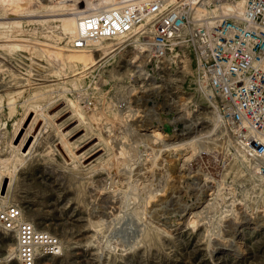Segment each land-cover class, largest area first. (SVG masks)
<instances>
[{"label": "rangeland", "instance_id": "rangeland-1", "mask_svg": "<svg viewBox=\"0 0 264 264\" xmlns=\"http://www.w3.org/2000/svg\"><path fill=\"white\" fill-rule=\"evenodd\" d=\"M27 1L18 4H24L20 7L23 11L46 12L40 0ZM74 1L59 3L56 12L67 11L70 2L80 5L79 0ZM80 1L83 6L85 0ZM5 3H0V21L5 22L0 24V39L25 43L18 49L0 47V157L8 158L4 172L13 182L7 203L20 204L37 228L55 234L62 243L61 254L45 256L39 264H264V219H259L264 214V179L240 157L232 137H225V129L217 130L213 136L218 142L208 145L210 156L204 155L210 174L208 168L203 170L199 165L190 169L192 159L184 164L176 161L181 152L161 155L158 166H153L149 153L147 161L145 153L138 157L135 152L138 132L150 134L155 124L167 128L171 103L177 102L181 113L199 121L201 132L214 127L213 109L196 85L195 59L189 44L178 42L162 61L148 62L140 49L145 46L135 36L107 39L103 45L107 41H112L113 47L122 45L110 53H106L109 49L95 51L99 62L77 79L73 75L76 67L72 69L55 56L68 40L61 22L32 23L22 17L19 26L7 23L16 7L11 1ZM139 65L142 74L134 72ZM154 86H158L159 97L148 104L155 93L149 90L148 96L141 91ZM35 109L47 110L57 128L50 135L43 128L34 141L41 121L31 132L27 149L35 143L26 156L16 146L29 131ZM149 110L154 121L148 126H139L141 121L131 116L134 112L148 114ZM59 133L65 136L67 146L61 144ZM76 154L77 158L73 156ZM135 161L142 162H137L138 166ZM143 166H148L147 183L141 178ZM207 175L216 182L212 191H203L204 177L211 179ZM211 197H217L213 207L208 206ZM108 206L116 208L114 218L91 213ZM154 207L168 217L158 220ZM180 207L185 212H180ZM174 213L183 214L182 218L172 217ZM231 239L236 245H230ZM15 244V236L0 226V264H20L9 249L13 246L15 250Z\"/></svg>", "mask_w": 264, "mask_h": 264}, {"label": "built area", "instance_id": "built-area-1", "mask_svg": "<svg viewBox=\"0 0 264 264\" xmlns=\"http://www.w3.org/2000/svg\"><path fill=\"white\" fill-rule=\"evenodd\" d=\"M86 2L95 5L89 10ZM85 3L79 8L86 12L79 20V32L70 41L74 49L135 36L143 42L148 62H158L176 43L187 42L195 59L198 90L220 127L231 133L234 149L264 179V0ZM204 165L210 174V163ZM0 226L15 236L14 253L20 264H39L45 256L62 252L59 237L37 228L16 202L0 204Z\"/></svg>", "mask_w": 264, "mask_h": 264}, {"label": "bare ground", "instance_id": "bare-ground-1", "mask_svg": "<svg viewBox=\"0 0 264 264\" xmlns=\"http://www.w3.org/2000/svg\"><path fill=\"white\" fill-rule=\"evenodd\" d=\"M1 2H3V1H5L6 3L7 2H12V4L14 3V6L16 7L14 10H12V12L14 11V14L13 15H11V16H9V17H12L13 19L12 20H9V21H7V23H12V24H17V26H19L21 23H22V17H26V18H28V19H26V21L27 22H36V21H43V20H49V21H53V20H55V21H57V20H59L60 22H61V27H62V30H63V32L65 33L64 35H67L68 36V40H66L67 42H66V45L64 46V48H61L60 50L58 49L57 51H56V54H55V56L57 57L56 59H60V58H62L65 62H66V64H67V66H70L71 68L72 67H76L73 71H75V73L73 72V75H76V76H78V78L77 79H82V77L81 76H84L86 73H88V72H86L88 69H90V68H92L97 62H99L98 60H100V59H98L97 60V57H95V51L97 52V51H101V50H103V51H107L108 49H109V51H107L106 53H110V52H112L114 49H116V48H118V47H120L122 44H116L117 46H115V47H113L115 44H113L112 45V41H107L106 43H104V45H103V43H102V41H105V40H100V41H98V42H96L94 45H97V47H95V50H91V49H74V48H68V46L70 45V41H71V39H73L76 35H77V33L79 32V27H80V22H79V20L82 18V16L86 13L84 10H80L79 8L81 7L80 5H82V2H78V3H80V5H78V6H76V4H70L69 3V8H68V10L67 9H65V10H67V11H63V12H56V11H58V4L59 3H62V2H64V1H66V0H40L39 1V3H41L42 5L41 6H45V8H46V12H44V11H41V10H29V9H27V10H22V8L20 9V7L21 6H23V5H18L19 4V2L20 1H22V0H0ZM27 0H25V2H26ZM37 1V0H36ZM73 1V0H72ZM76 1V0H75ZM75 1H74V3H75ZM78 1V0H77ZM84 1V0H83ZM106 2H109V0H105ZM0 2V3H1ZM24 2V1H23ZM27 2H29V1H27ZM31 3H32V1H30ZM29 2V3H30ZM35 2V1H34ZM69 2V1H68ZM5 3V4H6ZM64 3H67V2H64ZM87 6H88V8L87 9H92L93 7H94V5L95 4H93L92 2H86L85 3ZM7 5V4H6ZM10 5H11V3H10ZM27 5H30V4H27ZM26 4H25V6H27ZM65 5H67V4H65ZM64 5V6H65ZM2 6V5H1ZM31 6V5H30ZM62 6V5H61ZM61 6H59V7H61ZM6 7V6H5ZM2 8V7H1ZM4 8V7H3ZM2 8V9H3ZM29 8V7H28ZM44 8V9H45ZM10 9H11V7H10ZM20 9V10H19ZM43 9V8H42ZM63 9V8H62ZM61 9V10H62ZM16 10V11H15ZM1 11V10H0ZM4 11V10H3ZM18 11V14H16L15 12H17ZM10 12H11V10H10ZM43 12V13H42ZM1 13V12H0ZM10 14V13H9ZM8 14V15H9ZM58 15H60V16H58ZM7 16V15H6ZM34 16L36 17H45V16H50V18L48 17V18H41V19H33L34 18ZM57 16V17H56ZM29 17H31V18H29ZM33 17V18H32ZM7 18V17H6ZM48 21V22H49ZM2 23H5V22H3V21H0V24H2ZM59 23V22H58ZM31 24V23H30ZM16 26V27H17ZM1 27V26H0ZM11 27H12V25H11ZM10 29H13V28H10ZM3 31V30H2ZM8 32V31H7ZM13 33V32H12ZM60 36V35H59ZM64 37V36H63ZM130 37V36H129ZM136 38V37H135ZM113 40H114V38H112ZM116 40V39H115ZM181 42V41H180ZM180 42L178 43V45L180 44ZM183 42V41H182ZM120 43H122V42H120ZM139 43V42H138ZM25 44V43H24ZM24 44H21V43H19V42H9V40H1L0 39V47H11V48H15V49H18V48H21V47H23V46H25ZM177 44V43H176ZM175 44V45H176ZM181 45V44H180ZM141 49V48H140ZM123 50V49H122ZM43 51V50H42ZM120 53V52H119ZM109 55V54H108ZM114 56V55H113ZM102 59H104V58H102ZM113 60V59H112ZM102 61V60H101ZM104 63V62H103ZM102 63V64H103ZM82 68L81 70L79 69V70H77L78 68ZM96 67H98V66H96ZM139 68L137 69V70H135L134 72H141V74H142V72L143 71H141V65H139L138 66ZM73 69V68H72ZM77 71V72H76ZM134 75V74H133ZM75 76V77H76ZM142 76V75H141ZM73 77V76H72ZM75 77H73V78H75ZM104 80V79H103ZM81 81H83V80H81ZM72 83V82H71ZM41 84V83H40ZM157 88H158V86H156ZM155 86L154 87H151V88H143V90L141 91L142 93H148V91L149 90H152V92L151 93H155V97H149L148 98V104H153V102H155V100L157 99V97H159L158 95V91L156 90L157 88H156ZM151 93H148V96L151 94ZM55 97V96H54ZM50 98V97H49ZM166 98V97H165ZM36 99V98H35ZM51 99V98H50ZM47 100V99H46ZM52 100H53V97H52ZM52 100H50V101H52ZM165 100H167V101H169V98H166ZM37 101V100H36ZM147 101V100H146ZM166 101V102H167ZM44 102V101H43ZM46 102V101H45ZM172 102V101H171ZM174 102V101H173ZM36 103V102H35ZM40 103V102H39ZM25 104V103H24ZM32 104V103H31ZM55 104V103H54ZM170 104V103H169ZM34 105V104H33ZM73 105V104H72ZM71 105V106H72ZM78 105V104H77ZM142 105V104H141ZM171 105H172V107H170V109L169 110H171L170 112H168V114H167V121H168V123L167 124H165V126L167 125V128L166 129H164V128H160V125L158 126V124H155V125H157V127H155V128H153V130H152V133H150V134H148V133H146V132H138L137 133V136H138V142H137V140H135L136 142H137V145L135 146L136 147V154L138 155V157L141 155H144V153H145V155L147 156V161H148V153H149V155H150V158L152 159V164L154 163V164H162V163H160V162H158L157 161V158H159L161 155H163V154H165V153H168V152H176V154L178 155V153L179 152H181L179 155L180 156H176V161L177 160H181L182 161V164H184L185 163V161H187V160H189V159H192V161H190V169L192 168V167H194V166H196V165H199V167L201 166V168L203 169H207L208 168V165H204L205 163L207 164V162L206 161H204V155H211L210 154V149H208V145H209V147H210V143H214L215 142V140L217 141V138L218 137H214L213 135H215L216 133H217V130H219V128H220V124H219V122H218V120H217V118H216V116H214L215 118H214V127L213 128H211L208 132H201V129H200V122L199 121H197L196 119H192V118H190L189 116H188V114L186 113V112H183V113H181V111H182V108H180V105H177V102H176V104L175 105H173V103H171ZM31 106V105H30ZM40 106H41V104H40ZM39 106V108L41 109V107ZM46 106V105H45ZM61 107V106H60ZM79 107V106H78ZM131 107V106H130ZM185 107V106H184ZM31 108V107H30ZM40 109H35V114L33 115H31V116H33L32 117V119H31V122H30V126H29V131L26 133V134H24V136H23V138L21 139V141H20V143L18 144V146H16L17 148H18V150L22 153V155H28L30 152H31V149H32V147L34 146L33 144L35 143V142H33L32 143V145L27 149V146H28V141H29V138H30V135H31V132L34 130V129H36L39 125H41V121H43V123H42V125H41V128L39 129V131H38V133L37 134H35V137L33 136V138H34V141H36V139L39 137V135L42 133V131H43V128H44V131L48 134V135H50V133H51V131H53L55 128H57L56 126H57V124H55V120L53 121V118L43 109V111H39ZM48 109V108H47ZM119 109V108H118ZM131 108H129V110H130ZM132 109H134V108H132ZM29 111V110H28ZM31 111H34V110H32L31 109ZM57 111V110H56ZM140 111V110H139ZM142 111H146V109H143ZM61 112H63L62 110H61ZM120 112V111H119ZM132 112H133V110H132ZM52 113V112H51ZM79 113V112H78ZM121 113V112H120ZM179 113V114H178ZM181 113V114H180ZM130 115V114H129ZM153 115V113H152V111L151 110H149L148 111V114H146V113H144V114H139L138 112H134L133 114H131V116H133V119H135L136 120V122L137 121H141V124H138L139 126H143V127H145V126H148L149 124H151V123H153V121L154 120H152L151 119V116ZM155 115V114H154ZM130 116V117H131ZM136 118H138L139 120H137ZM148 119H149V121H148ZM30 120V119H29ZM135 120H134V122H135ZM151 120V121H150ZM133 121V120H132ZM166 123V122H165ZM28 125V124H27ZM213 125V124H212ZM137 126V125H136ZM126 127V126H125ZM212 127V126H211ZM25 128V127H24ZM128 128V127H127ZM130 128V127H129ZM132 128V127H131ZM130 128V129H131ZM60 129V128H59ZM58 129V130H59ZM129 129V130H130ZM144 129H146V128H144ZM143 129V130H144ZM27 130H28V128H27ZM137 130V129H136ZM188 130L190 131V133H194V134H192V135H189V132H188ZM25 131V130H24ZM132 131V130H131ZM58 132H60V131H58ZM167 132V133H166ZM24 133V132H23ZM22 133V134H23ZM61 133V132H60ZM59 133V134H60ZM63 133V132H62ZM128 133H129V131H128ZM131 133V132H130ZM135 133V132H134ZM132 134V133H131ZM136 134V133H135ZM172 134V135H171ZM133 135V134H132ZM228 135V136H227ZM59 136V135H58ZM60 136H61V140H62V145H64V146H67V142H65L64 140H63V138L65 137V136H63V134H60ZM59 136V137H60ZM134 136V135H133ZM170 136V137H169ZM229 137L230 138V136H231V133L229 132V133H225V137ZM149 137V138H148ZM32 138V137H31ZM32 138V139H33ZM171 138V142L169 141L168 143H167V141H166V139H170ZM222 138V137H221ZM228 138V139H229ZM64 139H66V138H64ZM149 140V141H148ZM221 141V140H220ZM31 142V141H30ZM134 142V141H133ZM218 142V141H217ZM220 145V144H219ZM133 146H134V144H133ZM218 146V145H217ZM221 146V145H220ZM224 146V145H223ZM15 147V148H16ZM69 147H70V145H69ZM112 147V146H111ZM110 147V148H111ZM211 147H212V145H211ZM65 147H63V149H64ZM102 148V147H101ZM131 148V147H130ZM62 149V148H61ZM212 149V148H211ZM17 150V149H16ZM65 150V149H64ZM135 150V149H134ZM134 150H132V152L134 151ZM215 150V149H214ZM74 150H72V152H73ZM149 151V152H148ZM64 153H65V151H64ZM75 153V152H74ZM73 153V154H74ZM66 154V153H65ZM133 154H135V153H133ZM14 155V154H13ZM17 155V154H16ZM15 155V156H16ZM19 155H21L20 153H19ZM67 155V154H66ZM30 156V155H29ZM74 157H76L77 158V154H76V156L75 155H73ZM136 157V156H135ZM134 157V158H135ZM145 157V156H144ZM206 157H208V156H206ZM21 158V157H20ZM141 158V157H140ZM140 158H139V160H140ZM7 159L8 158H1L0 157V192H1V189L3 188V186H6V189H5V192H2V193H0V204H2V203H7V198H8V196H9V193H10V191H11V189H12V186H13V182H12V177L11 178H8V174L7 173H5L6 171V169H4V167L6 166V164L5 163H7L6 161H7ZM18 159V158H17ZM26 159V158H25ZM145 159V158H144ZM143 159V160H144ZM146 159H145V161H146ZM208 159H210V158H208ZM243 159V158H242ZM142 160V161H143ZM160 160V159H159ZM17 161H19V159L17 160ZM141 161V162H142ZM23 162V161H22ZM25 162V161H24ZM75 162V161H74ZM131 162V161H130ZM136 162V161H135ZM138 162V161H137ZM137 162H136V164H137ZM141 162H138V163H141ZM134 163V162H133ZM135 164V165H136ZM154 164H153V166H154ZM114 165V164H113ZM116 165V164H115ZM129 165V164H128ZM138 165V164H137ZM144 166H145V164H143ZM155 165V167H157ZM133 166L134 165H132V169H133ZM138 166H140V165H138ZM143 166V167H144ZM149 167H151V166H149ZM154 167V168H155ZM7 168V167H6ZM9 168V167H8ZM120 168V167H119ZM136 168H137V166H136ZM103 169V168H102ZM130 169H131V166H130ZM143 169H145L144 170V172L141 174V178L143 179V181H145L146 183L148 182V166H146V167H144ZM203 169V170H204ZM120 170H121V168H120ZM123 170V169H122ZM154 170V169H153ZM5 171V172H4ZM125 171H126V168H125ZM128 172H131L132 173V171H128ZM110 173V172H109ZM122 173H124L125 174V172H122ZM141 173V171L139 172V173H137V174H140ZM205 173V172H204ZM154 174V173H153ZM203 174V173H202ZM127 175H129V173L127 174ZM134 175H136V174H134ZM123 176H125V175H123ZM138 176V177H139ZM207 176H209V175H207ZM10 177V176H9ZM119 177V176H118ZM129 177V176H128ZM210 177V176H209ZM103 178V177H102ZM132 177H130L129 179H131ZM135 178V177H134ZM137 178V177H136ZM155 178V177H154ZM153 178V179H154ZM211 179H212V176L210 177ZM8 179H9V181H8ZM125 179H127V178H125ZM156 179V178H155ZM209 179L208 177H204V179H203V185H202V187H204V190L203 191H207V190H213V188H214V185L216 184V182H214L213 180H215V179ZM128 180V179H127ZM152 180V179H151ZM153 181V180H152ZM152 181H150L151 182V184H152ZM156 181V180H155ZM159 181V180H158ZM157 181V182H158ZM200 181V180H199ZM125 182V181H124ZM119 183H121V181L119 182ZM126 183V182H125ZM125 183H124V185H125ZM138 183H140L139 181H138ZM144 183V182H143ZM117 184V183H116ZM133 184V183H132ZM134 184H136V183H134ZM196 184H199L198 182H196ZM123 185V186H124ZM129 185H131V182L129 183ZM153 185V184H152ZM155 185V184H154ZM153 185V186H154ZM201 185V184H200ZM117 186H119V185H117ZM121 186V185H120ZM149 186V185H148ZM107 187V186H106ZM127 187V186H126ZM129 188H130V186H128ZM132 187H134V186H132ZM136 187V186H135ZM134 187V188H135ZM152 187V186H151ZM199 187V186H198ZM128 188V189H129ZM142 188H143V185H142ZM141 188V189H142ZM200 188V187H199ZM216 188H218V187H216ZM120 189H122V191H123V188L121 187ZM124 189H126L125 187H124ZM130 189H132V188H130ZM137 188H135V189H133V190H136ZM157 189V188H156ZM160 189V188H159ZM98 190V189H97ZM104 190V189H103ZM140 190V189H139ZM202 190V189H201ZM94 191V190H93ZM106 191V190H105ZM112 191V190H111ZM125 191V190H124ZM123 191V192H124ZM127 193L128 192H130V191H126ZM149 192V191H148ZM126 193V194H127ZM111 194V193H110ZM130 194H132V192L130 193ZM142 194H143V192H142ZM141 194V195H142ZM198 194V193H197ZM196 194V195H197ZM200 194V193H199ZM202 194V193H201ZM203 194H204V192H203ZM209 194V193H208ZM210 194H212V192L210 193ZM109 195V194H108ZM129 195V194H128ZM135 195H136V193H135ZM138 195H139V193H138ZM144 195H146V194H144ZM130 197H131V195H129ZM137 196V195H136ZM217 196H219V195H217ZM128 197V196H127ZM142 197V196H141ZM144 197V196H143ZM199 197H201V196H198V198ZM120 198V197H119ZM109 199V198H108ZM115 199H117V198H115ZM127 199V198H126ZM190 199V198H189ZM214 199V197H211L210 198V202L208 203V206H211V207H213V205H214V201L217 199V197H216V199L215 200H213ZM118 200V199H117ZM128 200H130V198L128 199ZM195 200H196V198H195ZM198 200V199H197ZM196 200V201H197ZM112 201V203H113V200H111ZM110 201V202H111ZM138 201V200H137ZM189 202H191V201H189ZM194 202V201H193ZM108 203V202H107ZM192 203V202H191ZM196 203V202H195ZM159 204V203H158ZM187 204V203H186ZM185 204V205H186ZM118 205V204H117ZM149 205V204H148ZM190 205V204H189ZM188 205V206H189ZM109 207V206H108ZM156 207V206H155ZM154 207V209H152L154 212L155 211H157V214L156 215H158L157 216V219L158 220H165V218H167L168 216H166L164 213H158L159 211H158V208H155ZM147 208V207H146ZM181 208V207H180ZM97 209V208H96ZM93 210L91 213H92V215L93 216H96V215H99V216H101V217H105V218H108V217H110L111 218V216H113V218H114V216H115V212H116V208L113 206V207H109V208H107V209H102V211H98V210ZM99 209V208H98ZM182 209V208H181ZM184 209H186V206H185V208ZM184 209H182L180 212H182V211H184ZM234 209V208H233ZM101 210V209H100ZM118 211H120V210H118ZM160 211H161V209H160ZM178 212V211H177ZM185 212V211H184ZM119 213H121V211L119 212ZM156 213V212H155ZM171 213V212H170ZM144 214V213H143ZM194 214V213H193ZM169 215V214H168ZM182 215L183 214H175L174 213V215L172 216V217H177V219H180V218H182ZM119 216V215H118ZM169 216H171V215H169ZM117 217V216H116ZM115 217V218H116ZM246 218H248L247 216H246ZM103 219V218H102ZM259 219H264V214L262 215V216H260L259 217ZM120 220V219H119ZM166 220H168V219H166ZM170 220V219H169ZM191 220V219H190ZM195 220V219H194ZM248 221V220H247ZM99 222V221H98ZM216 222V221H215ZM218 223V222H217ZM263 223H264V220H263ZM113 224V223H112ZM118 227V226H117ZM97 228V227H96ZM116 229V228H115ZM119 229V228H118ZM158 230V229H157ZM220 232V231H219ZM210 233V232H209ZM131 234V233H130ZM129 236V235H128ZM133 237V236H132ZM229 237V236H228ZM232 238V237H231ZM113 239V238H112ZM211 239V238H210ZM217 239V238H216ZM226 239V238H225ZM227 239H230V238H227ZM228 241V240H227ZM229 241H231L230 242V245L231 246H234V245H236V242L233 240V239H231V240H229ZM221 242V241H220ZM227 243V242H226ZM229 243V242H228ZM126 246V245H125ZM129 246V245H128ZM13 246H11L9 249L11 250V252L12 253H14V248H12ZM116 249V248H115ZM109 250H110V248H109ZM235 250V249H234ZM11 253V254H12ZM14 255V254H13Z\"/></svg>", "mask_w": 264, "mask_h": 264}, {"label": "water", "instance_id": "water-1", "mask_svg": "<svg viewBox=\"0 0 264 264\" xmlns=\"http://www.w3.org/2000/svg\"><path fill=\"white\" fill-rule=\"evenodd\" d=\"M6 186H3L2 191L1 192H5Z\"/></svg>", "mask_w": 264, "mask_h": 264}]
</instances>
